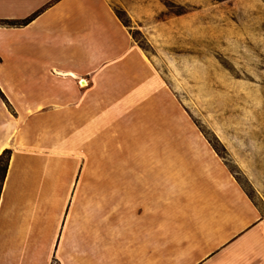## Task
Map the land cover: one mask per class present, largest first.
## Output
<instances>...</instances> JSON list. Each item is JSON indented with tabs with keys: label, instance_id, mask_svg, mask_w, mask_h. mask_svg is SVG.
Segmentation results:
<instances>
[{
	"label": "crops",
	"instance_id": "obj_1",
	"mask_svg": "<svg viewBox=\"0 0 264 264\" xmlns=\"http://www.w3.org/2000/svg\"><path fill=\"white\" fill-rule=\"evenodd\" d=\"M136 53L109 0H0V264H264V220L211 146L129 147L88 192L65 191L67 146L136 112L139 83L109 70Z\"/></svg>",
	"mask_w": 264,
	"mask_h": 264
},
{
	"label": "rangeland",
	"instance_id": "obj_2",
	"mask_svg": "<svg viewBox=\"0 0 264 264\" xmlns=\"http://www.w3.org/2000/svg\"><path fill=\"white\" fill-rule=\"evenodd\" d=\"M109 2L137 49L129 73L109 70L114 81L139 83L140 96L131 93L136 112L127 118L98 121L96 140L82 136L80 152L67 146L60 156L71 159L63 173L73 184L65 191L88 192L90 178L105 176L129 147L208 145L264 220V0ZM117 103L116 112L127 111ZM38 123L32 138L45 136Z\"/></svg>",
	"mask_w": 264,
	"mask_h": 264
},
{
	"label": "trees",
	"instance_id": "obj_3",
	"mask_svg": "<svg viewBox=\"0 0 264 264\" xmlns=\"http://www.w3.org/2000/svg\"><path fill=\"white\" fill-rule=\"evenodd\" d=\"M29 22L30 19L23 22H5L4 25L20 27L27 25ZM11 156H12V152L10 150H5L0 156V198L7 177V173L9 170Z\"/></svg>",
	"mask_w": 264,
	"mask_h": 264
}]
</instances>
